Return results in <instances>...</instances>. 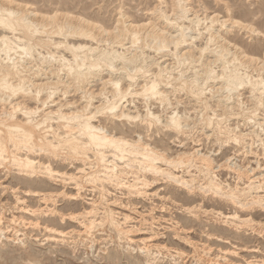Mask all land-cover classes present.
<instances>
[{
  "label": "rangeland",
  "instance_id": "1",
  "mask_svg": "<svg viewBox=\"0 0 264 264\" xmlns=\"http://www.w3.org/2000/svg\"><path fill=\"white\" fill-rule=\"evenodd\" d=\"M3 4L5 8H10L22 15H27V17L29 15V20L34 21V26L40 23L38 29L36 28L38 34L35 33L32 39H24L23 42L16 41V38H24L21 30L18 29L11 34L0 29V37L7 36L10 41L19 43L21 47L32 46L30 55H25L21 50H18L16 55L11 53V57L24 62V70L28 71L24 73L26 77H23L26 83L25 88L27 89L31 80L35 84L45 82L52 84L50 86L52 90L45 87L36 100L28 96L25 97L22 92H17V95L13 96L14 98L5 102L0 101V115L8 110L10 112L7 111V113L12 116V120H6L7 123L25 120L22 113H18L21 112L19 109L11 108L12 104L16 103H20L19 108L30 109V111L38 110L34 114L36 116H32V119H35L34 122H41L44 111L56 112L60 108L63 113L68 114L75 110H81L85 105L82 97L86 93L92 95V105L98 106L101 101L99 93L111 91L110 86L103 87L102 83L110 79L109 74L102 70L100 76L89 79L90 83L76 86L66 77V71L61 67V58L72 60L71 55L64 50L63 46L69 42L76 44L75 46L80 44L105 49V47H110L107 46L106 40L112 41V38H109V33L111 37L113 32L108 31L120 26V30L130 31L128 34L124 32L125 34L122 36L123 39L126 36L124 41L120 38V43L123 45H113L114 50L126 56L130 53L137 54L140 51L136 47L140 43L139 47L143 48L146 62L151 64L144 74H134L136 77H134V82L132 81L134 87L132 86L131 93L137 92L139 88L137 85H142L144 80L157 78L160 81L167 80L164 71L162 78L154 76L158 74L159 69L162 71L165 67L173 68L172 75L167 74L166 77L170 76L169 81L175 80L169 82L171 87L168 85V89H165L160 83L162 86L160 89L168 93L167 101L164 100L165 102L163 101L162 104L155 99L145 100L132 95L127 97L124 106L128 103L129 106L124 110L138 111L144 114L148 108L160 116L161 120H165L169 114L175 112L178 116L185 117L190 127L177 133L165 130L159 125L147 127L144 122L141 124V121L118 120L99 114L96 116L95 121L97 122L94 125L104 127L108 132L116 133L117 136L123 135L128 140L133 139L132 141L137 140L139 136L143 142L171 159L179 157L187 159L188 155L191 167H178L173 171V174L178 177L183 176L184 179H189L191 174L195 181L191 189L188 190V188L174 184L160 176L153 177L140 173V175L144 174L149 181L156 179L144 194L135 195L122 186L111 184H104V193L106 194H103L98 191L99 183H92L84 179L85 175L83 174H78L82 178L79 180L81 189L80 191L76 189L75 183L70 181L68 176L77 175L79 169H86L84 174L91 173L94 169L96 170V167L93 166L94 169H89L87 160L83 162L81 157H75L67 152L58 151L55 156H51L47 152L41 153L35 150L28 154L36 162L51 166L54 173L58 174L52 179L44 175L30 178L19 173L18 168L11 166L10 163L4 162L1 164L3 166L0 165V228L7 231L6 236L10 239L16 238V240L7 242L4 238H0V264H175V262L178 264H200L198 260L202 263L207 261V264H211V262L212 264H264V209L259 205L242 209L232 205L227 199L216 195L212 196L210 192L202 194L199 186H203L207 179L204 181L202 173L198 171L201 161L195 155L199 153L209 157L210 160L212 159L208 177H212L216 184H221L220 186L226 190L237 187L236 189H245L246 191L250 185L251 187L260 186L262 188L258 189L257 193L264 199V92L259 89L251 93L247 86L229 91L225 86L222 87V81L216 78L222 73L223 62L226 61L225 65L229 71L237 70L238 73L247 76L251 81L258 80L259 77L264 79V0H0V5ZM178 4L181 5L180 8H184L190 13L186 12L185 15L188 16L186 20L180 19L176 22L173 20L177 19L180 13L179 6H176ZM121 14H123V18ZM193 14H196L199 21L202 20L199 22V27L198 20H195ZM52 16H56L60 22L70 21L74 24L82 23L84 19L93 21L95 24L97 22L98 27L100 24L108 33L105 34L101 29L99 31L96 24L93 33L95 36L97 35L98 39L101 38L103 44L102 42L96 44V41L89 39L68 38L65 40L61 35H47L46 33L51 31L52 27L47 18ZM165 16L167 19H164ZM192 17L193 21L195 20L194 23L191 22ZM41 22L49 27L46 26L48 31L46 27L40 29ZM173 23L176 28H173ZM183 24L185 27L189 26L190 30L185 31L187 42L175 50L170 43V35H176L179 32L177 27L184 28ZM133 28L135 29L133 30ZM136 30L137 37L141 42H137L138 44L132 47V37L130 36ZM113 31L116 32V30ZM187 32L193 36V39H189ZM13 35L16 37L14 38ZM210 35L211 42L208 41ZM149 36H163L162 39L169 46L163 51L157 52L153 48V43L149 47L144 45L146 41H150ZM147 37L149 38L147 39ZM113 41L115 40L113 39ZM57 42L61 43L58 48L55 45L58 44ZM204 46L207 50L198 61V52L205 48ZM220 49L224 50L222 56L224 55L225 59L223 56L222 61L214 63L213 52ZM228 51L229 55H227ZM176 53L180 55L177 62L174 57ZM185 53L190 56L183 57L182 55H186ZM3 57V55L0 56V58ZM190 58H193V62ZM229 62L232 67L228 64ZM157 63V66L154 65ZM237 65L240 68H236ZM243 68L244 71L241 70ZM205 69L212 71L208 76L209 81L204 75ZM229 71H227V75ZM118 76L116 74V77ZM195 79H197V85L191 82ZM128 83L124 80L121 82L124 88ZM201 84L205 86H201ZM81 86L83 88L79 90L77 87ZM29 88L35 93L34 87ZM49 90L54 93L43 106L39 100L45 101ZM197 90L204 92L200 100L194 98L190 93V91ZM223 109L225 110L223 111ZM36 118L38 119L36 120ZM51 119L47 125H51L55 129L58 124L56 116H51ZM209 119L211 125L208 124ZM217 120L219 121L218 126L215 125ZM251 131H255L256 135L238 138L235 142L231 140L232 134L237 136L240 133L246 134ZM42 134L43 132L39 133L40 138L44 135ZM7 149L13 151L9 145H7ZM19 156L23 157L24 154L21 153ZM87 156L90 160L92 159L90 153ZM118 165L122 166L119 163ZM124 172H129V169L125 168ZM129 174L122 175L121 180L131 182L132 175ZM33 193H37L38 196H34ZM43 194L50 195L52 199L47 203L42 201L40 197ZM73 197L76 200H72ZM92 202L98 208L99 214L96 216L95 225L88 236L78 237L76 235L77 231L81 230L79 221L82 219L78 222L67 221L64 224L57 218L58 213L59 215H79L84 210L89 211ZM106 207L111 214V222L120 223L119 227L122 230L135 227L136 231L129 237L134 243L129 244L118 236L110 222L105 221V216L100 215ZM29 210L38 211L39 214L32 215ZM48 210L57 211L54 229L65 233L67 237L65 236L64 241L46 240L47 233L42 227L47 223ZM228 215L231 218L236 215L239 219H225L224 216L229 217ZM126 216L128 219L124 220ZM243 220H246L245 223ZM34 222L38 226H33ZM12 235L14 236L12 237ZM143 241H150L148 244L151 245L149 254L152 255L146 258L139 250L143 247Z\"/></svg>",
  "mask_w": 264,
  "mask_h": 264
},
{
  "label": "bare ground",
  "instance_id": "2",
  "mask_svg": "<svg viewBox=\"0 0 264 264\" xmlns=\"http://www.w3.org/2000/svg\"><path fill=\"white\" fill-rule=\"evenodd\" d=\"M176 2H178V1H176ZM176 6H179V4ZM180 7H181V5L179 6V8ZM176 8H178V7H176ZM179 10H180V13L178 14V12H177V14L179 16L176 15L177 19H174L173 21H176V20L179 21L180 19H185V20L187 19L188 16L186 17V15H185L187 11L184 10V8H180ZM175 12H176V10H175ZM30 15H31V13H30ZM121 15L123 18L124 17L123 14H121ZM194 15L196 16V14H193V17L197 21L198 18H197V16L195 17ZM56 16H52V17L47 18V20L48 19L50 20L49 25L52 26L50 28L51 31L46 33L47 35L48 34L49 35L57 34L58 36L61 35V37H63L65 40H67L68 38H74V39L80 38V39H84V40L89 39L92 41H96V44L98 42L99 43L102 42V40H100L101 38L99 37L100 39H98L96 37L97 35L95 36V33H93V30H94L96 24L98 27L97 22L95 24V22H93V21L90 22L89 20L87 21L85 19L82 20V23H76V24H74L70 21H66V20H65L66 22H60V21H58V18ZM166 17L167 16H165L164 19ZM193 17H192L191 22L194 23L195 20L193 21V19H194ZM206 17H208V16H206ZM190 20H191V18H190ZM121 21H122V19H121ZM201 21H202L201 19H200V21L199 20L197 21L198 27H199V22H201ZM42 22H41V26H40L41 28L40 29H42V27L44 28L47 26L46 24H43ZM118 22L119 21H117V23ZM204 23H205V21H204ZM39 24L40 23H38L37 26H34V21L29 20V15L27 17V15H22L21 13L13 11L10 8H5L4 4L0 5V29L6 30V31L10 32L11 34L15 33L18 29L21 30L23 32L24 38L23 37H22L23 39H20V37H19V39L16 38V41H18V42H23L24 39H28V40L30 38L32 39L33 36L35 35V33L37 35L38 34L37 33L38 28L37 27L39 26ZM131 24H130V26H131ZM196 24H195V27H196ZM220 24H221V22H220ZM118 26H119V24H118ZM223 26H224V22H223ZM225 26H226V24H225ZM119 27H114L113 30H116V32L113 30L108 31L111 33L115 32V34L112 33V35H114V37H112V35L110 37V33H109V38L110 39L112 38V41H113V39L115 41L112 42V41H107L105 39L107 46H110L107 48L105 47V49H99L98 47L92 48L90 46L88 47L86 45H80V44L75 46L76 44L75 45L70 44L69 42H67L68 44L63 46L64 50L67 51L71 55L72 60L68 61V59L65 60L64 58H61V61H62L61 67L64 68L63 70L66 71V77L69 78V80L72 83H75L76 86H80V84H82V83H90L89 79H91L93 77L95 78V76H100L102 73V70L107 71V74H109L110 79L105 80L102 83H103V87H105L106 85L110 86L111 91L110 92L103 91V92L99 93L100 100H101L100 104L98 106L94 107L92 105L93 104L92 95L89 93L88 94L86 93L82 97L84 99L85 105L81 108V110H75V111L68 113V114L63 113L60 110V108L56 112H53V111L45 112L44 111L43 112V118H42L41 122H36V121L34 122L35 119L33 120L32 116H34V114H36V112L38 110L37 111H35V110L30 111V109L29 110L24 109L21 106H20L21 108H19L20 103L19 104L16 103L14 105L12 104V106H11V103H9L13 110L19 109L21 111L18 113H22L25 120L22 122L7 123L6 120L10 121L9 119L12 118V116L7 113L8 110L6 112H2V114L0 115V165L3 164L4 162H8L11 164V166L18 168L19 173L21 172L30 178H36L38 176L40 177V175H44L47 178L52 179V178H55L58 174L54 173V171L50 168L51 166L50 165L46 166L42 163L36 162L35 160L31 159L28 156V154L34 152L35 150H38L41 153L47 152L48 154H51V156H55L56 152L62 151V152H67V153H70L72 155H75V157H78V156L81 157L83 159L82 160L83 162L85 160H87V162H89V169H92V168L94 169V167H96V170L94 169L93 172L90 171L91 173H86V174H84V170H86V169H79V170H77L78 171L77 175L83 174V175H85V176H83V177H85L84 179H87L88 181H91L92 183H95V182L99 183L98 191L100 193H103V194H106V193H104V184H111L114 186H122L135 195H142L145 193V190L150 185H152L154 183V181H156V179L149 181L144 174H148V175H151L153 177L160 176L163 179L174 182V184L175 183L178 185L180 184L181 186L188 188V190H189V188L191 189V187L195 181V179L193 178V176L191 174L189 175V177H190L189 179H184L183 176L179 175L180 177H178V176H175L173 174V171L175 169H177L178 167H189V168L191 167L190 161L188 159V155H187V159H183L180 157L177 159H171L170 157H168V156L164 155L163 153H160L156 149L152 148L149 144L143 142L138 135H137L138 136L137 140L132 141L133 139L128 140L123 135L117 136L116 133H113L112 131L108 132L107 129H105L104 127L94 125V123L97 122V121H95L96 116L99 114V115H107L109 118H112V119L128 120V121H132V122L141 121V124L144 122L147 127H151L153 125L154 126L159 125L165 130H171V131H174L177 133H181L180 131L187 130L190 127L186 121V118L178 116L177 113H175V112L169 114L165 118V120H163V119L161 120L160 116L154 114L148 108H146V110L144 111V114H141L138 111H129L128 112L127 110H124L126 107L129 106V103L126 106H124V103L127 102V100H126L127 97L132 96V95L137 96V97H142L145 100L155 99V100H158L161 104L163 103L164 100L167 101L168 93L166 91H162L160 89V87L164 86L165 89H168L169 87H171V85L169 84V82L171 80L169 81L168 79L172 75L171 70H173V68L169 69L170 67L166 68L164 66L165 68L162 69V71H161V69H159V72L157 71L158 74L154 75L155 78L160 77V76L162 78L163 71H164V73L166 75L171 74L170 76H167V77L165 75V78H167V80L164 79L165 81H160L159 78H157L155 80H144V82H142L143 83L142 85H137V87L139 86L138 91L135 93H131L130 90L133 86L132 81L134 82V77H136V76H134V74H136V73L144 74L147 71V69L151 66V64H148L146 62L147 59L143 55V51H142L143 48H142V46L139 47L140 43L139 44L137 43V42H141V41H139V39L137 37L138 28H136L137 29L136 31H133L132 33L130 32L131 33L130 37H132V40H131L132 41L131 42L132 47L135 46L136 44H138L137 45L138 47H136V49H139V51H140L139 53H137V54H135V53L131 54L130 53L128 56H126V55L119 53L116 50H114L113 45L114 44L123 45L120 43L121 39H123L122 36L125 34L124 32H126L128 34L130 31V30L128 31L127 29L120 30ZM137 27H140V26H137ZM183 27L184 28L177 27L179 32L176 35H174V34H173V36L170 35V37H171L170 43L173 45V47H174L173 49H175V50H177L179 46H181L182 44L187 42V36L185 35L186 34L185 31L186 30L190 31L188 28L189 26L185 27L183 24ZM48 28H47V31H48ZM173 28H176L175 24H174ZM97 29L99 31L101 29V31L105 32V34L108 33L106 30H104L102 28V26H100V24H99V27ZM134 29L135 28H133V30ZM44 32H46V31H44ZM139 33H141V32L139 31ZM19 34H20V32H19ZM97 34H98V32H97ZM102 34H104V33H102ZM216 34H215V36H216ZM153 35H154V33L152 34V36ZM198 35H200V34H198ZM188 36H189V39H193V36H190L189 33H188ZM13 37H14V35H13ZM149 37H147V39ZM162 37H159V36L150 37L149 39L151 42L146 41V43H149V44H146V43L144 44L143 42L142 43L147 47H149L150 45L152 46L151 43H153L154 50L157 52H161L166 47L169 46V44H168V46H167V44H165V40L162 39ZM46 39H48V38H46ZM125 39H126V36H125ZM125 39H123V41ZM144 39H146V38H144ZM48 40L52 41L50 39H48ZM208 41L209 42L212 41L211 35L208 37ZM57 43L58 44H55L56 48L60 47V45H61V43H59V42H57ZM62 43L64 44V42H62ZM168 43H169V41H168ZM102 44H103V42H102ZM221 48H222V46H221ZM31 49H32V46L29 45L26 47V45H24V47L23 46L21 47V45L19 43L13 42V40L10 41L7 38V36H1L0 37V56L1 55L4 56L3 58H0V97H1L0 101L5 102L6 100L11 99L13 96L17 95V92H22V94L25 97L28 96V97H31L32 99L36 100L39 98L40 93L43 91V89L45 87L47 89L52 90V88L50 87L52 84L46 83V82L42 83V84H40V83L35 84L32 80L29 81L30 83H29V86H27V89L25 88L26 83H25V78H23V77H26V75H24V73L28 72V71L24 70L25 69L24 62L20 61V60H16V58L11 57V53L16 55L18 53V50H21L25 55H30ZM33 49H34V45H33ZM205 50H207L206 47L199 50L198 61L202 57V55L204 54ZM222 52H224V50H221V49L213 52L214 63L218 62V61H222V57L224 56V55L222 56ZM227 53H228L227 55H229L230 52L228 51ZM178 56H180V55H178L177 53L174 54L176 62L178 61ZM182 56L184 57V56H190V55L186 54V55H182ZM234 56H236V55H234ZM246 56H248V55H246ZM61 57H62V55H61ZM234 58H236V57H234ZM42 59H43V57L41 58V61H42ZM190 59H192V62H193V58H190ZM224 59H225V56H224ZM252 59L254 60V58H252ZM183 60H185V59H183ZM195 61H197V60H195ZM185 62H186V60H185ZM231 62H232V59H231ZM235 62H236V60H235ZM155 63H156V61H155ZM223 63H224V65L222 66V73L221 74L219 73L220 75H218V76H220V77H218V76L216 77L218 80L222 81V83H223L222 87L225 86L226 89L231 91V90H236L240 87H246L247 86L250 88L251 93H253L254 91L259 90V89L262 92H264V79H262L258 76L259 77V79L257 78L258 80L251 81L248 79L247 76L241 75L240 72L238 73L237 70H234V71L230 70L229 71L225 65L226 61ZM228 64H230V62ZM154 65L157 66L158 63L154 64ZM238 65L240 66L239 63H238ZM238 65H237V67L236 66H234V67L238 68L239 67ZM206 66L210 68V66H208V64H206ZM227 67H228V65H227ZM231 67H232V65H231ZM204 68H206V67H204ZM241 70L244 71V68ZM227 71H229L228 75L226 74ZM210 73H212V71L210 69H205L204 75L207 76V79L205 77H204V79L208 80V76L210 75ZM116 74H118L119 76L116 77ZM36 76H39V75H36ZM113 76H114V78H113ZM181 76H183V75H181ZM249 76H251V75H249ZM123 80L129 82L127 84L126 88H124L121 84V82ZM196 80L197 79L192 80L191 81L192 84L197 85ZM180 82H181V80H180ZM160 83H162L163 85L160 86L161 85ZM185 84L187 85V83H185ZM192 84H189V85H192ZM168 85H169V87H168ZM202 85L203 84H201V86ZM203 86H205V85H203ZM29 87H34L35 93H33ZM77 88H79V90H80V88H83V86L77 87ZM50 90L46 95L47 97H46L45 101L43 100V102H42L41 100H39L43 106L46 105L47 100L50 99L51 95L54 93V92H50ZM181 91H183V90H181ZM83 92L85 93V90ZM190 93L194 96V98H197V100L198 99L200 100L201 96L204 94V92L202 90L190 91ZM257 101H258V99H257ZM239 106L241 107V105H239ZM91 107H94V108L92 109ZM35 109H38V108H35ZM31 110H33V109H31ZM204 110H205V107H204ZM224 110L225 109H223V111ZM8 112H10V111H8ZM39 112H40V110H39ZM53 115L56 116V120L58 121L57 126L55 125L56 126L55 129H53V127L51 125L50 126L47 125L48 122H51V120H52L51 116H53ZM214 115L215 114H213V117H214ZM37 119L38 118H36V120ZM206 124H207V122H206ZM208 124L209 125L212 124L210 119L208 121ZM218 124H219V121L217 120L215 125L218 126ZM208 127H210V126H208ZM233 131H234V129H233ZM40 132H43V134H44V135L42 134L43 136L41 138L39 137ZM229 132H230V130H229ZM231 133H232V131H231ZM121 134H123V133H121ZM224 134H226V133H224ZM250 135H256V132L251 131V132H248L246 134L240 133L237 136H236V134H232L230 137H231V140L235 142L238 138H244V137H247ZM228 139L230 140L229 137H228ZM217 140H218V138H217ZM241 140H243V139H241ZM222 144H223V142H222ZM7 145L12 147L13 151H8ZM21 153L24 154L23 157L19 156ZM89 153L91 154V157H92L91 160L87 156ZM195 155L201 161L200 167H198V171H200L202 173V175H203L202 178H204V181H205V179H207V181L204 182L203 186L202 185L199 186V188L201 190L200 192H202V194L210 192L212 194V196L216 195L218 197L227 199L232 205L239 207V208H242V209L248 208L252 205H259V206H261V208L264 209V199L261 196H259L257 193V192H259L258 189H260L262 187L253 186V185H252L253 187H251V185H250V186H248L247 191L245 189H236L237 187H235V188L233 187V189L229 188L226 190L225 188L220 186L221 184L220 185L216 184L214 182V179L212 180V177H208V175H210L209 165H210V161L212 159L210 160L209 157L201 155L199 153H197ZM118 163L122 164V166H119ZM233 165L235 167V164H233ZM1 166H3V165H1ZM232 166H231V168H232ZM162 167H165V168H162ZM125 168L129 169V172L125 173L126 172V171L124 172ZM237 169H239V168H237ZM247 172H249V171H247ZM128 173H130L132 175L131 182H129V181L126 182V181L121 180V178H123L122 175H127ZM140 173H144V174L140 175ZM250 174H252V173L250 172ZM77 175L68 176V179L70 181H73L75 183L76 189H78L80 191L81 185L79 184V180L80 179L82 180V178L79 175L78 176ZM212 175H213V173H212ZM64 176H66V175L64 174ZM213 177L215 178V176H213ZM244 178H245V176H244ZM247 178H249V177H247ZM263 182H264V178H263ZM47 187H48V185H47ZM253 193H255L256 195L253 196L252 195ZM33 194H34V196H38L37 193H33ZM77 194H78V192H77ZM40 198L42 201H44L46 203H47V201H50L52 199L50 195L47 196L46 194L45 195L43 194L42 197H40ZM102 198H104V196H102ZM72 200H76V198L73 197ZM91 206L92 207H90L91 209L89 211L84 210V212H82L79 215L78 214L77 215H72V214H66V215L60 214L59 215V213H58L57 218H59V220H61V222H64V224L67 223V221L68 222H78L79 220L82 219L81 221H79V226L81 227V230L77 231L76 235L78 237L81 235L88 236V235H90L91 229L95 225V222H96L95 218L99 214L98 208L96 207L94 202H92ZM29 212L35 216H37L39 214L38 211H35V210H29ZM56 212L57 211H54V210H51V211L48 210L49 216L47 217L48 220H46L47 223H46V225H44L42 227L47 233V236H46L47 241H57V242L58 241H64V238L66 236L64 232L59 231L57 229H54V225H56V223H55L56 222V217H55ZM100 215H102L103 217L105 216V221L107 220L110 222V224L116 230L115 232H117L118 236L125 239L126 242L129 244L133 242L132 239H129V237L132 234H134V231H136V230H134L135 227L134 228L132 227L129 230H122V228L119 227L120 223L116 224V223H113L114 221L111 222L112 221V218L110 216L111 214L107 210V207L104 208V211H102V213ZM224 217H225V219L226 218L227 219H233V218L239 219V217H237L236 215L232 216V218L230 216L229 217L224 216ZM127 219H128V216H126L124 218V220H127ZM240 220H242V219H240ZM137 221H139V220H137ZM245 221H244V223H245ZM34 223H31V224H34L33 226H38V224L36 222H34ZM6 232H7L6 230H3L2 228H0V238H2V239L4 238V240H6L7 242H14L16 240V238L10 239L8 236L5 235ZM71 233H73V232H71ZM13 236L14 235H12V237ZM139 241H140V239H139ZM184 241L186 242V240H184ZM148 242H150V241H143L142 242L143 247L139 249L140 252L145 256V258L152 255V254H149L151 245H149ZM94 243H95V240H94ZM198 262L200 264H207V261H206V263H202V261L198 260ZM175 264H178V263L175 262ZM211 264H212V262H211Z\"/></svg>",
  "mask_w": 264,
  "mask_h": 264
}]
</instances>
